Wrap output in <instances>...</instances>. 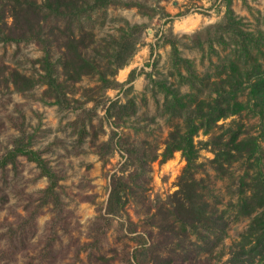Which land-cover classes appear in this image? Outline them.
<instances>
[{
    "label": "rangeland",
    "instance_id": "rangeland-1",
    "mask_svg": "<svg viewBox=\"0 0 264 264\" xmlns=\"http://www.w3.org/2000/svg\"><path fill=\"white\" fill-rule=\"evenodd\" d=\"M31 1L38 11L0 0V155L24 135L58 174L61 205H40L48 178L25 155L0 167V264H229L251 244L241 200L264 184V93L252 86L264 72V0ZM70 33L75 52L63 44ZM122 36L133 52L119 67ZM46 60L69 107L56 101ZM221 96L237 109L206 127L200 108ZM189 112L197 181L181 186V150L162 153ZM224 143L233 157L216 156ZM130 147L158 157L113 213V175L135 173ZM187 195L197 206L185 216Z\"/></svg>",
    "mask_w": 264,
    "mask_h": 264
},
{
    "label": "trees",
    "instance_id": "trees-1",
    "mask_svg": "<svg viewBox=\"0 0 264 264\" xmlns=\"http://www.w3.org/2000/svg\"><path fill=\"white\" fill-rule=\"evenodd\" d=\"M15 1V6H21L24 10H33L38 11L40 7L38 4H35L31 0H13ZM59 3L65 1L66 7L72 8V6L77 5L76 0H56ZM60 13V12H59ZM220 25V24H218ZM226 28L233 29L236 28L234 26L233 21L229 19L226 22ZM212 27V26H211ZM208 28V29H211ZM200 34V32H197ZM72 33L68 34L66 41L63 43L68 50L77 51L76 44L74 42V37H72ZM130 40L126 36H122L121 40L117 42L116 51L114 56L120 59L118 66L120 67L123 63L126 62L127 58L132 54V49L129 47ZM45 69H46V79L49 83L51 90L55 94L56 101L61 104L62 106L69 107L70 101L66 97L65 92L62 90L61 86L58 84L56 78L54 77V73L52 70L51 63L46 60L45 62ZM248 77L252 78V74L250 71L246 72ZM255 81L253 82V89L255 91H259L264 93V72H257L256 73ZM107 86H110L111 81L106 80ZM226 92V91H224ZM224 100V99H223ZM222 96L217 97L214 99V103L209 106L208 111L204 112V108H200V117L206 118L204 124L206 127L209 126L213 120L215 121L218 118L225 117L230 113H234L237 109L238 103L235 102L230 103H223ZM228 100V99H227ZM226 101V100H225ZM129 103H133L130 101ZM226 104V105H224ZM192 111V110H190ZM194 111V110H193ZM196 112L194 114L192 112L188 113V121H187V128L183 133L174 134L172 133L165 150L163 151V159L169 158L174 150L179 149L182 152L183 157L186 160V166L183 169V173L181 175V186L184 184L193 186L196 183V179L194 178L195 170L197 169V158L199 156V148L194 144L193 136L197 131L198 125L195 122ZM197 118V117H196ZM79 138L82 140L85 135L87 134V129L85 125H82L79 130ZM237 132L232 136L231 142L236 140ZM235 146V145H232ZM237 146V145H236ZM213 148V146H212ZM217 152L216 156H221L223 154H227L230 157H233L235 153H233V147L229 146V143H224L223 146L215 147ZM129 158L133 157V162L135 164V173H130L129 176L126 178L123 175H113L111 179V192L109 196V204L108 209L110 212H117L125 203L127 197V191L129 188V180H134L135 182L139 177L140 173L144 169V164L147 160L154 161L158 154L155 152L153 153L152 157L145 160V154H139V150L135 149L134 147H130L127 149ZM20 155H25L28 160L34 161L37 163L38 167L40 168L41 174L48 178L47 187L43 191V195L41 197L40 205L47 203L50 199L53 202L55 208L60 209L61 201L60 195L57 191L59 186V176L58 174L52 169L49 165L48 161L42 157L40 151L35 150L30 147L29 142H26L24 135L15 138L13 142V146L9 148L3 155H0V167L4 168L6 165L11 164L13 168L17 167L18 157ZM134 174L137 176L134 177ZM183 191L182 187L180 192ZM187 201V203H186ZM241 209L242 212H245L246 215L251 216V221L249 224V228L247 233L244 237L248 238L247 242H251V244L247 247V243H241L240 248L234 252L232 257L230 258L229 264H250V260L253 258H257V262L264 261V184L258 185V190L254 192V194L245 197L241 200ZM179 205L177 208H180L184 211L185 216H188L192 213L194 208L197 206L196 200L193 197H188L184 199L182 202H178ZM202 208L200 207L196 210V212L202 213ZM183 214V215H184ZM199 214V213H198ZM34 216L31 217L33 219ZM201 218V217H199ZM193 220V219H192ZM182 223H186L183 219L181 220ZM214 222V220H213ZM141 235L140 237H142ZM143 238V237H142ZM251 238V239H250ZM144 239V238H143ZM250 239V240H249ZM145 240L139 241L141 245V249H137L136 251H144ZM143 247V248H142ZM147 249H149L147 247Z\"/></svg>",
    "mask_w": 264,
    "mask_h": 264
}]
</instances>
